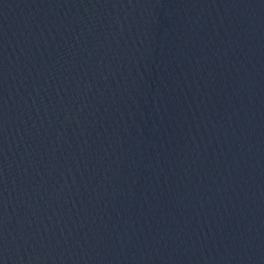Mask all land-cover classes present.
I'll list each match as a JSON object with an SVG mask.
<instances>
[{
	"label": "water",
	"instance_id": "water-1",
	"mask_svg": "<svg viewBox=\"0 0 264 264\" xmlns=\"http://www.w3.org/2000/svg\"><path fill=\"white\" fill-rule=\"evenodd\" d=\"M264 162V0H0V185Z\"/></svg>",
	"mask_w": 264,
	"mask_h": 264
}]
</instances>
